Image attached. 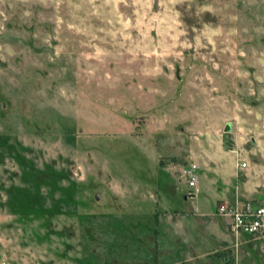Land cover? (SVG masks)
Listing matches in <instances>:
<instances>
[{
    "label": "rangeland",
    "instance_id": "1",
    "mask_svg": "<svg viewBox=\"0 0 264 264\" xmlns=\"http://www.w3.org/2000/svg\"><path fill=\"white\" fill-rule=\"evenodd\" d=\"M234 197L264 200V0H0V264H264Z\"/></svg>",
    "mask_w": 264,
    "mask_h": 264
},
{
    "label": "built area",
    "instance_id": "2",
    "mask_svg": "<svg viewBox=\"0 0 264 264\" xmlns=\"http://www.w3.org/2000/svg\"><path fill=\"white\" fill-rule=\"evenodd\" d=\"M246 162L241 161L239 168L244 169ZM196 165L184 164L179 169V176L189 189V194L196 192ZM192 188V189H191ZM215 214L226 218L228 230L234 234L245 233L253 238L264 239V200L243 199L220 200L216 204Z\"/></svg>",
    "mask_w": 264,
    "mask_h": 264
},
{
    "label": "crops",
    "instance_id": "3",
    "mask_svg": "<svg viewBox=\"0 0 264 264\" xmlns=\"http://www.w3.org/2000/svg\"><path fill=\"white\" fill-rule=\"evenodd\" d=\"M195 164V163H194ZM196 165V164H195ZM196 167H197V165H196ZM197 169H198V167H197ZM196 169V170H197ZM178 174H179V171H178ZM188 191H189V189H188ZM197 192H198V187H197V183H196V192H194L193 194H192V198H194L195 196H196V194H197ZM223 199V198H222ZM221 200V199H220ZM229 231V230H228ZM232 235H233V237H234V239H238L239 238V235H240V233H238V234H234V233H232L231 231H229Z\"/></svg>",
    "mask_w": 264,
    "mask_h": 264
},
{
    "label": "water",
    "instance_id": "4",
    "mask_svg": "<svg viewBox=\"0 0 264 264\" xmlns=\"http://www.w3.org/2000/svg\"><path fill=\"white\" fill-rule=\"evenodd\" d=\"M229 129V125L226 123L224 126V131H227Z\"/></svg>",
    "mask_w": 264,
    "mask_h": 264
}]
</instances>
